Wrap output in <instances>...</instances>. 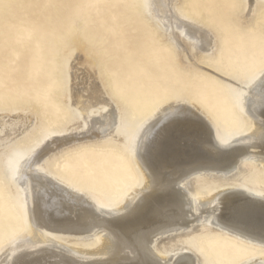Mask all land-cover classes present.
<instances>
[{
  "label": "bare ground",
  "instance_id": "6f19581e",
  "mask_svg": "<svg viewBox=\"0 0 264 264\" xmlns=\"http://www.w3.org/2000/svg\"><path fill=\"white\" fill-rule=\"evenodd\" d=\"M145 1L162 36L181 49V63L187 57L200 63L220 48L218 31L187 16L181 0ZM259 6L260 0H245L244 22ZM81 54L65 75L64 104L74 113L65 130H48L40 102L20 107V114L14 115L15 110L8 108L9 91L0 94V104L7 107L0 105V145L27 132L34 122L40 125L39 139L34 144L27 140L25 149L12 159V179L27 226L0 242V264H207L188 243L203 224L264 246V193L240 184L250 173L244 161L252 160L264 173V72L234 86L240 89L243 122L236 125L239 134L225 139L217 135L225 108L220 101L203 104L194 99L191 106L176 108L172 101L160 104L152 121L141 124L132 139L137 181L111 207L40 167L44 158L75 143L104 144L109 136L110 146L116 148L118 135L126 132L124 125L140 120L139 112L109 92L101 74L81 68ZM223 59L221 54L219 61ZM196 64L191 75H214ZM209 94L219 97L217 91ZM198 132L204 135L199 137ZM193 138L203 139L205 150L201 145L193 148L195 152L185 150L184 143ZM201 161L205 163L193 165ZM9 208L5 201L6 217ZM86 234L99 237L98 242L71 241ZM248 264H264V259Z\"/></svg>",
  "mask_w": 264,
  "mask_h": 264
},
{
  "label": "rangeland",
  "instance_id": "374dc122",
  "mask_svg": "<svg viewBox=\"0 0 264 264\" xmlns=\"http://www.w3.org/2000/svg\"><path fill=\"white\" fill-rule=\"evenodd\" d=\"M180 4L187 16L208 22L218 31L220 48L207 53L200 63L195 61L198 64L188 57L180 62L181 49L162 36L145 0H0V94L9 91L8 108L15 110L14 115L20 114V107L40 102L48 130H65L74 114L64 104L65 75L80 51L81 68L101 74L109 92L139 112V122L123 124L126 132L118 135L116 148L110 146L109 136L104 144L75 143L44 158L41 169L112 207L137 181L132 139L141 124L153 119L160 104L172 101L176 108L191 106L194 99L203 104L220 101L225 108L217 135L225 139L240 133L236 128L243 122L240 89L234 86L264 68V6L244 22L245 0H181ZM221 54L225 59L219 61ZM194 64L214 75H191ZM213 84L217 88L212 89ZM209 90L217 91L219 97L213 98ZM39 126L34 122L27 132L0 145V242L27 226L12 179V159L25 149L27 140L34 144L39 139ZM197 134L200 137L204 132ZM203 143L193 138L184 143V149L193 152L201 145L205 150ZM244 164L250 173L240 184L264 193L260 165L252 160ZM254 175L258 177L252 180ZM5 201L10 202L8 217L2 212ZM201 227L188 243L207 264L264 259V246L215 231L211 225ZM88 236L71 241L78 245L98 242L99 237Z\"/></svg>",
  "mask_w": 264,
  "mask_h": 264
},
{
  "label": "snow or ice",
  "instance_id": "6c2138e0",
  "mask_svg": "<svg viewBox=\"0 0 264 264\" xmlns=\"http://www.w3.org/2000/svg\"><path fill=\"white\" fill-rule=\"evenodd\" d=\"M261 6H264V0H260ZM262 71H264V68L261 69ZM50 135V134H48ZM47 138V136H45V139Z\"/></svg>",
  "mask_w": 264,
  "mask_h": 264
}]
</instances>
